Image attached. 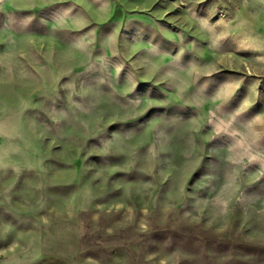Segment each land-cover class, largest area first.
<instances>
[{
    "label": "rangeland",
    "instance_id": "1",
    "mask_svg": "<svg viewBox=\"0 0 264 264\" xmlns=\"http://www.w3.org/2000/svg\"><path fill=\"white\" fill-rule=\"evenodd\" d=\"M0 264H264V0H0Z\"/></svg>",
    "mask_w": 264,
    "mask_h": 264
},
{
    "label": "snow or ice",
    "instance_id": "2",
    "mask_svg": "<svg viewBox=\"0 0 264 264\" xmlns=\"http://www.w3.org/2000/svg\"><path fill=\"white\" fill-rule=\"evenodd\" d=\"M50 8H53V7H50ZM16 23L19 24L20 20L18 19L16 21ZM58 35L65 42V44L71 45V44H74L75 42H77L79 40L80 36L83 35V33L79 32L78 30H64V31H61L60 33H58ZM225 111L229 112V110L227 108L225 109Z\"/></svg>",
    "mask_w": 264,
    "mask_h": 264
}]
</instances>
